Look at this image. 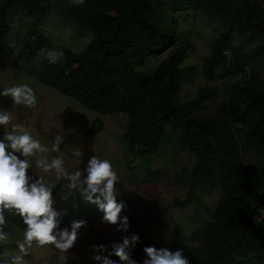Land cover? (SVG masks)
Here are the masks:
<instances>
[{
    "label": "trees",
    "instance_id": "1",
    "mask_svg": "<svg viewBox=\"0 0 264 264\" xmlns=\"http://www.w3.org/2000/svg\"><path fill=\"white\" fill-rule=\"evenodd\" d=\"M181 9L213 14L224 26L204 59L203 72L209 79H215L220 68L224 76L245 72L244 79L228 88L218 118L195 115L219 94L216 86H201L190 101L180 98L186 77L195 70L183 65L194 45L178 29L174 11ZM14 12L36 16L24 34L17 33L15 63L25 67L40 63L35 72L39 81L91 110L126 114L123 139L134 159L145 158L149 176L160 174L152 169L151 157L159 153L168 127L179 131L180 145L194 153L197 162L185 198H175L173 207L190 205L204 179L210 181L211 189L219 184L224 188L210 215L215 222L205 219L194 236L201 247L188 244L180 224L174 222L169 248H182L190 264H264V217L259 219L257 213L264 206V170L250 168L242 146L264 154V79L256 70L246 73L250 57L264 55V0H85L79 6L70 0H0V59L6 55L4 42L12 33L8 15ZM55 13L93 32L82 51L64 45L58 48L65 52L62 64H49L38 55L40 49H52L40 25ZM235 33L255 43L253 53H239L243 43L235 46ZM164 52L167 56L154 72L137 70L138 63ZM103 126V120L96 118L88 133H97ZM60 187L57 183L55 199ZM124 210L132 233L121 232L123 236L139 235L131 255L143 260L147 218L128 202ZM7 219L23 229L20 217L9 214ZM3 252L5 246L0 244ZM76 261L70 255L66 264Z\"/></svg>",
    "mask_w": 264,
    "mask_h": 264
},
{
    "label": "rangeland",
    "instance_id": "2",
    "mask_svg": "<svg viewBox=\"0 0 264 264\" xmlns=\"http://www.w3.org/2000/svg\"><path fill=\"white\" fill-rule=\"evenodd\" d=\"M174 16L178 21V29L184 32L194 45V49L187 51L185 66H193L194 73L186 77L180 91L182 101L192 100L201 86L211 85L219 89V94L208 100L204 106L196 111L195 115L201 118L220 117V105L225 99L227 90L233 84L245 77L243 74H231L224 76L223 69H218V76L209 79L203 72L204 59L211 53L216 38L224 31L223 24L213 15L195 12L192 9L175 10ZM8 20L12 33L4 42L6 55L0 59V90L14 84L26 83L32 87L37 95V105L34 109L25 110L23 106H14L10 97H0V111L7 110L12 115V123L20 124L34 138L51 148L54 137L57 134L63 136L60 151L51 153L65 161V168L69 172L83 168L92 155L101 159H109L117 171L120 181L116 184L118 197L128 202L140 216L147 218L146 238L147 246L169 247V235L174 222H178L182 228L185 241L196 247H201L200 241L195 239L201 224L206 216H210L219 203L224 188L219 184L216 189H211L210 181L204 179L197 188L194 201L183 208L173 207L175 198L184 199L190 184V173L193 170L197 156L184 149L178 140L179 131L168 127L164 142L159 153L151 157V167L160 172L157 177L148 175L145 158H139L138 164L132 166L134 156L128 151L123 133L127 129L128 118L126 114H102L85 107L79 100L63 94L56 88L39 81L35 72L40 63L34 67H25L15 63V54L18 49L17 33L24 34L36 21V16L18 12L10 13ZM42 31L51 39L52 49H58L64 45L74 51H82L93 38V32L79 27L76 22L66 20L60 14H53L40 25ZM243 44H242V43ZM233 43L235 46L242 44L239 53L254 52V42H250L243 33H235ZM51 49V50H52ZM167 56V52L158 56H151L137 65V70L142 73H152L161 61ZM256 70L264 79V55L251 56L246 67V73ZM96 118L103 120V129L97 133L89 134L88 130ZM9 128L11 125L8 126ZM4 128L0 126V137ZM243 146V155L254 172L264 170V154L255 152ZM81 150L82 163L77 164L73 151ZM36 169L29 170V174H35ZM46 179L53 183L63 184L57 181L55 173L46 174ZM219 179V175H216ZM56 208L67 209L63 217L61 227L70 225L74 219L86 221V225L78 230V239L74 247L67 253H60L53 246L38 247L33 244L30 253L25 257L27 264H62L61 255H75V264H97L93 257L92 245H106L111 249L113 242H122L123 234L116 231L117 225L102 222L103 213L96 206L85 203L76 193L73 198L65 203L60 197L55 199ZM127 216L125 210L120 214L121 218ZM129 218V217H128ZM9 223V222H8ZM7 228L10 232L5 251L10 254L18 253L17 242L22 240V229L16 231V225ZM127 232L132 233V224L129 220ZM138 264L142 259L131 255ZM119 264V258L112 256Z\"/></svg>",
    "mask_w": 264,
    "mask_h": 264
},
{
    "label": "clouds",
    "instance_id": "3",
    "mask_svg": "<svg viewBox=\"0 0 264 264\" xmlns=\"http://www.w3.org/2000/svg\"><path fill=\"white\" fill-rule=\"evenodd\" d=\"M70 2L79 6L84 5L85 0ZM38 55L46 58L49 64H62L65 52L63 49H40ZM0 97H10L14 106H23L25 110L34 109L38 99L34 89L26 83L4 87ZM0 126L4 128L0 137V244L8 242L10 232L6 229L13 227L8 223L9 214L20 217L24 225L22 240L17 242L18 253H0V264H27L25 257L34 243L38 247L51 245L60 253H67L78 239V230L86 225L85 220L74 219L70 225L61 227L67 209L54 206L53 192L57 183L46 179L48 173L54 172L57 181H63L57 193L62 202L67 203L79 193L85 203L96 206L103 213V223L117 225L116 231L127 232L129 218L120 216L126 201L117 199L116 184L120 177L109 159L92 155L83 171L69 172L61 157L51 155L60 151L62 135L57 134L49 148L20 124L12 123V115L7 110L0 111ZM72 155L77 164L82 163L81 150L73 151ZM30 169L38 171L32 175ZM205 219L215 222L210 216ZM15 230L20 231L18 226ZM139 240L137 234L125 235L122 242H113L110 250L106 245L93 244L92 258L97 264H118L112 256L119 258V264H138L131 256V249ZM143 252L142 264H190L182 248L145 246ZM59 259L66 264L67 256L61 255Z\"/></svg>",
    "mask_w": 264,
    "mask_h": 264
},
{
    "label": "built area",
    "instance_id": "4",
    "mask_svg": "<svg viewBox=\"0 0 264 264\" xmlns=\"http://www.w3.org/2000/svg\"><path fill=\"white\" fill-rule=\"evenodd\" d=\"M257 213H258L259 219H262L264 217V206H260L258 208Z\"/></svg>",
    "mask_w": 264,
    "mask_h": 264
},
{
    "label": "water",
    "instance_id": "5",
    "mask_svg": "<svg viewBox=\"0 0 264 264\" xmlns=\"http://www.w3.org/2000/svg\"><path fill=\"white\" fill-rule=\"evenodd\" d=\"M139 162V158H136L135 161L133 162L132 166H135L136 164H138Z\"/></svg>",
    "mask_w": 264,
    "mask_h": 264
}]
</instances>
